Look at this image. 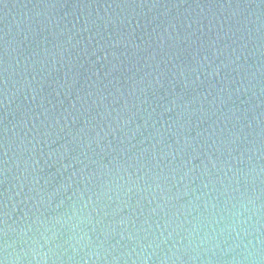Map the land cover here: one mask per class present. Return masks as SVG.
Here are the masks:
<instances>
[{"label": "water", "instance_id": "water-1", "mask_svg": "<svg viewBox=\"0 0 264 264\" xmlns=\"http://www.w3.org/2000/svg\"><path fill=\"white\" fill-rule=\"evenodd\" d=\"M0 264H264V0H0Z\"/></svg>", "mask_w": 264, "mask_h": 264}]
</instances>
